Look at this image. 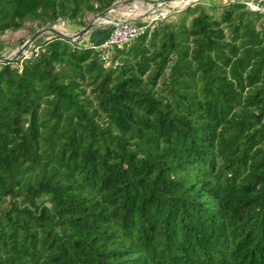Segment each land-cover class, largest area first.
Instances as JSON below:
<instances>
[{
    "label": "trees",
    "instance_id": "obj_1",
    "mask_svg": "<svg viewBox=\"0 0 264 264\" xmlns=\"http://www.w3.org/2000/svg\"><path fill=\"white\" fill-rule=\"evenodd\" d=\"M118 1L0 0V35ZM258 5L197 0L105 59L51 35L0 60V264H264Z\"/></svg>",
    "mask_w": 264,
    "mask_h": 264
},
{
    "label": "rangeland",
    "instance_id": "obj_2",
    "mask_svg": "<svg viewBox=\"0 0 264 264\" xmlns=\"http://www.w3.org/2000/svg\"><path fill=\"white\" fill-rule=\"evenodd\" d=\"M150 0H120L116 2L114 5L116 6L114 10L106 13L104 15V19L102 17L95 18L97 15L90 14L86 17L87 19V24L89 23L90 20L95 18V20L92 22V28L86 33L80 36L78 42L79 43H85V44H90V43H95L92 39L95 37L93 32H96L97 30L104 31L108 28L107 25V18L111 19H117L120 17H125L124 12H130L132 15L133 14H138L142 12L146 6L147 3ZM210 3H226L231 0H205ZM244 1H251L252 3H257L259 0H244ZM180 8V7H179ZM181 9V8H180ZM179 9V10H180ZM170 11L168 10V14H170L173 17L179 16L182 14V11ZM216 14L219 12V8L215 9L214 11ZM44 27H54L56 29H59L61 31H64L66 33H75L79 31L81 28H79L76 24L70 23L67 21H59L56 24L52 26H44ZM43 28V27H41ZM40 28L36 27L35 22L32 21H27L25 23V26L17 31H12L8 30L4 34L0 35V56L1 57H13L12 59H15L20 52L26 53L25 48H21V44L27 39L31 37V35L37 31ZM52 34L50 33H43L39 35L33 42L40 41L42 39H46L50 37ZM23 41V42H22ZM93 41V42H92ZM32 42V43H33ZM31 43V44H32ZM31 44H28L27 46L30 47ZM20 50V51H19Z\"/></svg>",
    "mask_w": 264,
    "mask_h": 264
},
{
    "label": "built area",
    "instance_id": "obj_3",
    "mask_svg": "<svg viewBox=\"0 0 264 264\" xmlns=\"http://www.w3.org/2000/svg\"><path fill=\"white\" fill-rule=\"evenodd\" d=\"M196 1L197 0H150L146 8L138 14L132 15L130 12H124L123 14L125 17L117 19L107 18L106 23L108 25V31L106 36L98 43H90V45L96 49L102 50V58L105 59L109 49L113 45L119 46L131 42L133 39L140 36L150 23L166 17L168 10L177 11ZM245 2L252 10L260 9L258 2Z\"/></svg>",
    "mask_w": 264,
    "mask_h": 264
},
{
    "label": "water",
    "instance_id": "obj_4",
    "mask_svg": "<svg viewBox=\"0 0 264 264\" xmlns=\"http://www.w3.org/2000/svg\"><path fill=\"white\" fill-rule=\"evenodd\" d=\"M115 5L110 6L109 8H107L103 13L98 14L95 18H99V17H104V15L112 10L115 9ZM95 18H93L92 20L89 21V23L81 28L79 31L75 32V33H66L64 31H61L59 29H56L54 27H43L38 29L37 31H35L31 37L27 40H25L23 42V44H21V48H25L28 44H31L39 35L43 34V33H50L52 35H57L59 37H65L67 39H71L74 40L76 38H79L81 35L86 34L91 28H92V22L95 20ZM20 51V50H19ZM13 57H1L0 56V60H12Z\"/></svg>",
    "mask_w": 264,
    "mask_h": 264
},
{
    "label": "bare ground",
    "instance_id": "obj_5",
    "mask_svg": "<svg viewBox=\"0 0 264 264\" xmlns=\"http://www.w3.org/2000/svg\"><path fill=\"white\" fill-rule=\"evenodd\" d=\"M104 19V17H102ZM106 20V19H105Z\"/></svg>",
    "mask_w": 264,
    "mask_h": 264
},
{
    "label": "crops",
    "instance_id": "obj_6",
    "mask_svg": "<svg viewBox=\"0 0 264 264\" xmlns=\"http://www.w3.org/2000/svg\"><path fill=\"white\" fill-rule=\"evenodd\" d=\"M100 41V40H99ZM95 43H98V42H95Z\"/></svg>",
    "mask_w": 264,
    "mask_h": 264
}]
</instances>
